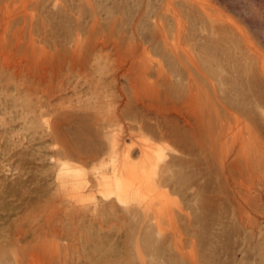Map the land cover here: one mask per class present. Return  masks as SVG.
Instances as JSON below:
<instances>
[{"label":"rangeland","instance_id":"1","mask_svg":"<svg viewBox=\"0 0 264 264\" xmlns=\"http://www.w3.org/2000/svg\"><path fill=\"white\" fill-rule=\"evenodd\" d=\"M259 52L264 0H0V64L24 68L0 70V264H264V223L233 215L213 94L229 75L251 98ZM131 84L193 96L195 138L168 140ZM115 137L161 149L171 180L104 200L95 174Z\"/></svg>","mask_w":264,"mask_h":264},{"label":"bare ground","instance_id":"2","mask_svg":"<svg viewBox=\"0 0 264 264\" xmlns=\"http://www.w3.org/2000/svg\"><path fill=\"white\" fill-rule=\"evenodd\" d=\"M19 45L16 42L14 43V47L16 50L18 49ZM253 57H255L254 59L255 61L252 60L254 61V65H252L253 66L252 67V75H253L252 78L253 79L251 80V77H250V80H251L249 81L250 84L249 82L246 84V85L254 87L253 88L254 90L250 87L252 91H254V94L252 92L251 94L253 95H250L251 98H248L249 97L248 95H247L248 97L244 96V94H242L243 92L241 93V91L235 87L236 85L239 84L238 82L239 80L236 81L234 79L233 81V79L232 80L228 79L227 77L229 75H227V77L225 75L226 78L224 77L225 78L224 82H222L224 79L222 80V76H221V79L219 80H222L221 82L224 84L223 88H221L220 92H217V94L213 90V94L216 98H218L217 101L219 102L220 109L222 108L223 110L222 112L223 117L220 116L222 120L220 117H218L220 118V121H221V123L218 124L220 126V128L218 129H220V144H221V149H222L221 150L222 157L220 158V160L222 159L221 169L224 173L225 183L229 190L228 192H230V194L228 195L233 205V215H234L235 220L238 222V224L243 225L252 230L254 229L257 230L256 228L260 227V224L263 225L264 223V54H261V52H259V54ZM6 58H8L7 55H6ZM129 61L130 60H128V62ZM4 62L5 64L4 63H3L4 65L2 64L3 69L4 70L7 69L11 71V75L12 74L17 75L18 73L22 72L24 69V68L22 69L19 61L17 64L12 63L14 65L6 64L7 61H4ZM133 62L134 61L129 62L130 67L133 66V64L135 65V63ZM238 62L236 63L238 64ZM250 62H249L250 65L247 63L249 68H251L250 66L252 64ZM242 63H243L242 65L244 64L246 65V63L244 62ZM2 65L0 64V70H1ZM245 65L243 67H245ZM232 67L233 66L229 68L232 69ZM128 69L125 72H128ZM226 69L228 71V67ZM238 72H239V68H238ZM245 72L246 74H248V72L250 71H245ZM230 73H225V74H230ZM249 75L251 76V74ZM234 76L235 75H233V77ZM241 77H239L240 82H242ZM246 78H248L249 80L248 76ZM246 78L244 81L245 83L247 80ZM211 79L213 78L211 77ZM144 85L142 84L132 85L131 84L130 85L131 89L129 90H132L133 96L131 95L132 99L129 97V100L130 99L134 100L133 103L135 102L136 105H138L137 103H139L141 105V108L144 109V111L151 112L153 114L152 116L156 120H159V126L163 127V129L161 130H164V136L168 140H171V142L174 143V141H176L182 144L185 138L186 139L188 137L189 139L195 138V135H194L195 126L192 121L193 117H191L192 114L193 116L195 114V113H192L193 111L191 112V110L193 109V104H194L193 99H192L193 96H190V94L186 95L185 96L186 98H183V97L182 99L180 98L181 100L184 99L183 101H181L179 100L178 96L174 95L175 93L173 92L170 93V90H169L170 88L166 89V90H169V92L168 91L166 92V90L165 91L163 90V93L161 94L159 93V91L156 92L154 90H149L148 88H145L146 86L144 87ZM155 85L153 88L156 87ZM151 87L152 86H150V88ZM167 87H169V85ZM172 88L174 89L173 86ZM125 96L127 97V95ZM124 100L127 101L128 97L127 99H124ZM122 102L125 105L126 102L124 101ZM248 106H250V108H248ZM145 125L149 127L148 124H145ZM155 125L153 124L154 127ZM210 125L212 126V124ZM210 125L208 126L211 127ZM61 126L62 124H58L57 129H60ZM150 126H152V124ZM60 136L62 138V135ZM118 141L119 140L115 137L112 139L110 143L111 144L110 150L112 153V158L110 160V163L108 165L102 166L100 168V173L98 174L94 173L96 175L97 194H99L104 200L108 201L114 198L115 200H118L119 202H124V201H128L129 199L133 198V200L137 201L146 192L156 191L158 190L160 186L166 185L167 182L171 180L172 178L171 177L172 167L170 166L171 162L167 160L168 158L165 156V154L163 153L161 149L154 146V144H152L148 140H145V138L141 140V143L139 146H136L138 147L137 150H134L135 148H132L131 146H127L126 144L125 145L127 147H124L123 145V148H119L120 143ZM204 144L205 143H203V145ZM89 151L90 150L82 149L80 152L86 153ZM117 152H119V157H117L118 156ZM68 154H71V153L69 152V153H66L65 155H68ZM113 156H116V157H113ZM64 171L66 173H73L77 176L80 175V171L74 168H71V167H66ZM80 185H82V183ZM253 191H255L256 193H253V196H252ZM80 193L81 194L78 196L79 197L78 199L80 198L82 199L84 197V194L82 192ZM165 202H163L164 205H162L160 208L165 210V212H167V214L169 215L168 218L170 219L171 215L169 214V211L171 209H167L169 204L168 206H165V204H167ZM141 209L143 210V208Z\"/></svg>","mask_w":264,"mask_h":264}]
</instances>
